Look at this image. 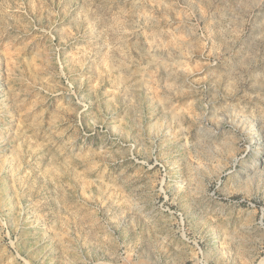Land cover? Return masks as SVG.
Segmentation results:
<instances>
[{"label":"rangeland","instance_id":"374dc122","mask_svg":"<svg viewBox=\"0 0 264 264\" xmlns=\"http://www.w3.org/2000/svg\"><path fill=\"white\" fill-rule=\"evenodd\" d=\"M0 264H264V0H0Z\"/></svg>","mask_w":264,"mask_h":264}]
</instances>
